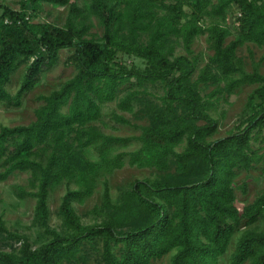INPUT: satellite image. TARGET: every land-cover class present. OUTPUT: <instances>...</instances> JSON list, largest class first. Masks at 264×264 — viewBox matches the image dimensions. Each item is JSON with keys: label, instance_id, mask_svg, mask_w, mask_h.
<instances>
[{"label": "trees", "instance_id": "obj_1", "mask_svg": "<svg viewBox=\"0 0 264 264\" xmlns=\"http://www.w3.org/2000/svg\"><path fill=\"white\" fill-rule=\"evenodd\" d=\"M42 1L68 7L63 25L35 20ZM231 6L238 11L232 27L225 23ZM87 13L99 20L100 36L89 32ZM203 34L212 53L193 78L199 60L191 44ZM246 42L264 47V0H91L86 8L75 0H20L18 9L0 4V104L19 106L58 62L61 49L74 48L67 61L76 68L38 96L42 103L33 120L0 127V181L29 172L26 187L16 186L15 193L35 199L36 219L50 234L32 247L0 214V236L20 242L0 251V264H150L167 254L170 264H219L242 223L247 228L236 235L231 263L264 264V182L251 202L236 205L235 178L263 161L258 150L264 147H254L264 142V75L257 67L245 70L236 49ZM177 45L186 53L176 54ZM118 54L140 58L144 66ZM23 64L26 72L11 93V76ZM245 83L257 86L247 96L244 118L214 138L218 101ZM156 85L163 93L152 90ZM112 101L128 112L138 106L147 118L138 135L106 133L96 124L103 104ZM125 163L156 173L132 181L117 201L105 181L102 210L93 208L105 216L82 223L72 202L83 203L101 174ZM62 184L59 214L66 231L59 233L48 226V198ZM240 188L246 192L244 182ZM258 221L261 229L250 227Z\"/></svg>", "mask_w": 264, "mask_h": 264}, {"label": "rangeland", "instance_id": "obj_2", "mask_svg": "<svg viewBox=\"0 0 264 264\" xmlns=\"http://www.w3.org/2000/svg\"><path fill=\"white\" fill-rule=\"evenodd\" d=\"M75 1L83 8L89 6L91 2V0ZM213 2H216V0H213ZM0 4L18 9L20 7V0H0ZM67 12V6L42 1L39 4L35 20L63 25ZM237 15V9L231 6L227 11L225 23L232 27ZM87 24L90 25L89 32L91 35L98 37L102 34V26L95 15L87 13ZM233 37L234 36H229L227 41ZM191 48L192 53L197 55L199 60L198 67L193 75V78H195L198 69L207 61L212 50L208 47L205 34L196 37L191 44ZM73 50L74 48H64L59 51L58 62L54 66L44 70L35 85L22 95L19 106H8L5 103L0 104V127L2 125L13 126L27 124L35 118V109L42 103V100H40L38 96L40 94L49 93L76 73L75 66L67 61V58L73 53ZM175 52L176 54L186 53L181 45H177ZM236 53L242 59L244 68L247 72H251L254 67H257L258 72L264 75V47L246 42L237 47ZM118 58L123 59L128 64H135L139 67L144 66V61L134 56L118 54ZM25 72L26 66L23 64L12 74L11 80L7 86L11 93H15L19 88ZM255 86H257V84L245 83L236 88L231 94L225 95L218 101L217 109L213 112L214 117L218 119V127L216 133L213 135L214 138L225 136L235 130V127L240 123L247 112V96ZM211 88L212 86H209L205 89V92L209 91ZM152 90L155 91L156 94L163 93V89L160 85L154 86ZM155 99L157 100V98ZM137 108L138 106H135L133 112H128L121 110L117 106L116 101L107 102L103 104L101 120L97 121L96 124L106 133L120 136L138 135L140 133L139 126L146 124L147 118L143 114L138 113ZM113 114L122 115L127 118L129 122H118ZM136 145L137 143L131 144L126 149H133ZM261 145H264V142L259 141L254 143L255 148ZM258 151L263 154V161L256 164L255 168L249 171L240 170L235 178L236 205L240 209L259 194L264 182V147H259ZM87 154L92 159L97 158L96 154L91 150H89ZM155 173L156 170L154 168H140L125 163L124 166L119 169L101 174L96 181L91 195L88 196L83 203L72 202L73 209L82 223L91 224L99 222L105 216V213L99 209L96 211L93 208L94 206L100 208L102 205L105 181L108 183L111 200L117 201L121 190L129 189L132 181L138 178L153 176ZM28 177L29 172L16 171L6 180L0 181V214L11 232L26 235L32 247H36L46 241L50 237V234L46 233L44 227L41 226L36 219L35 199L33 197L19 198L15 193L16 186L26 187ZM243 182L246 188L245 193H243L240 188ZM65 189L66 187L64 184L56 187L48 198V226L59 233H64L66 231V226L59 214L61 197L65 193ZM100 209L102 210V208ZM250 227L261 229L263 223L258 221ZM246 228L247 227L242 223L240 230L232 238L226 253L220 258L219 264H232L230 255L235 246L236 235ZM19 246L20 242L15 238L0 236V251L15 250ZM96 254L97 253L92 250V255L90 257L91 261H94ZM170 257L171 254H167L162 258L153 260L150 264H170ZM243 264H247V262Z\"/></svg>", "mask_w": 264, "mask_h": 264}]
</instances>
